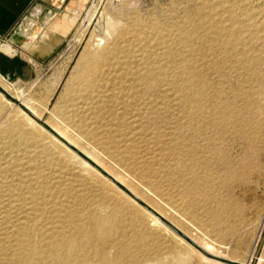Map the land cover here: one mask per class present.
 Here are the masks:
<instances>
[{
    "label": "rangeland",
    "instance_id": "rangeland-1",
    "mask_svg": "<svg viewBox=\"0 0 264 264\" xmlns=\"http://www.w3.org/2000/svg\"><path fill=\"white\" fill-rule=\"evenodd\" d=\"M64 23L73 26L52 53L0 52V264H20L29 243L56 234L58 219L47 208L67 218L75 210L106 214L113 204L127 206L124 240H135L137 230L149 250L138 255L140 264H229L202 260L118 189L137 194L140 206L205 252L264 264V0H89ZM111 24L118 29L102 48L116 44L120 53L97 66L81 62ZM66 83L74 101L61 98ZM190 87L212 95L199 100L208 109L219 102L229 126L248 133L250 143L235 135L223 153L206 145L188 127L196 112L184 100ZM25 101L99 167L46 125L28 124ZM67 114L76 124L65 123ZM79 127L88 132L85 141L73 135L80 136ZM106 172L123 185H112Z\"/></svg>",
    "mask_w": 264,
    "mask_h": 264
},
{
    "label": "bare ground",
    "instance_id": "bare-ground-1",
    "mask_svg": "<svg viewBox=\"0 0 264 264\" xmlns=\"http://www.w3.org/2000/svg\"><path fill=\"white\" fill-rule=\"evenodd\" d=\"M209 7L211 8V6H209ZM209 7H208V9H209ZM231 11H232V9H231ZM95 16H98V15H95V13H94L93 16L90 17V19H88L89 20L88 21V24L89 25H90L91 21L94 19ZM247 21H249V20H247ZM241 24L242 23H240V25ZM118 26H119V24H118ZM240 27H242V26H240ZM191 28L193 30V27H191ZM230 28H229V30H230ZM117 29H118L117 26H114L113 24L109 25L108 28L105 31V34H104L103 38H101L99 40H96V44L95 45H92V48L93 49H90V51H86L85 54L82 56V58H81L80 61L83 62V63H85V64H87V65L89 64V65H92V66H97L99 63L107 62V61H109L110 58H114V56L116 54H119L120 51H117V48H116L117 45L116 44H113V45L107 46L105 48H102L103 45L108 44V42L113 38V36H114L115 32L117 31ZM229 30L227 29V31H229ZM218 31H225V30H224V28H222V29H218ZM188 32H191V30L190 31L188 30ZM153 33H156V32L154 31ZM237 33H239V32H237ZM246 33H247V31H246ZM159 34L158 35L156 34V35L157 36H160ZM151 36H153V35H151ZM232 36L235 37L236 34L235 35H232ZM249 37H250V35H249ZM204 38H206V37H204ZM237 39H238V37H237ZM169 41L170 40H168L165 43H169ZM173 41L174 40H172V42ZM176 41H178V39ZM218 42H219V40H218ZM226 42H225V44H226ZM86 46H88V45H86ZM83 51L84 50H82V52ZM243 54H245V53H243ZM248 59L246 61H249ZM165 60H166V58H165ZM156 62H155V64H156ZM160 62L161 61H159V63ZM168 62H170V60ZM168 62H167V64L169 65ZM162 63H163V61H162ZM150 64H152V63H150ZM166 66L167 65H165V67ZM165 67L163 66V68H165ZM175 68H173V69H175ZM138 69H140V68H138ZM148 69L152 70L149 67H148ZM245 70H246V68H245ZM179 75H181V74H179ZM248 77H250V75ZM259 78H261V77H259ZM138 81L142 82L143 80L139 79ZM254 82H256V81L254 80ZM150 86L148 87L149 92H154L155 91V86L154 85H152L151 87ZM190 90H191L190 96L186 95V97L184 98V100H185V102H188V103H190V105L194 106L195 109H196V112L194 114L189 115V118H188V127L190 129L196 130L199 133H201V136H202L201 138L204 139V142H205L206 145H209V146L211 145L213 148H215V149L219 150V152L223 153L224 152L223 149L227 148L229 146V144L233 142V138L235 137V135L236 136H239L240 138H242L244 140H246L247 144L250 143L251 140L249 139V137L247 135L248 133L247 134L246 133L245 134L244 133H240L237 130H235V128L233 126H229V122H228V119H227V116L229 115V112H228V115H227V113H226L227 111L226 112L221 111V106H220V104H218L219 102H217V104L214 105L213 109H208L205 105H203L201 103L202 100L201 101L199 100V99H201V96H204L202 98L206 99V101L207 100H210V98L212 97V95L207 94V91L206 92H203V91L202 92H199L197 89L192 88V87H190ZM238 93H240V92H238ZM256 95H258V94H256ZM0 96L2 97L3 95L0 93ZM246 96H248V94ZM249 96H248V98H249ZM5 102L7 104H11L6 99H5ZM254 102H256V101H254ZM24 104H26V103H24ZM248 104H250V103H248ZM232 106H234V105H232ZM244 108H245V106H244ZM250 109H251V107L249 108V110ZM223 110H225V109H223ZM246 113H247V111H246ZM252 113H249V114H252ZM21 114L23 115L25 121L28 124H31L32 125V122H34L38 126H41V125H39L36 122V121H41V120L38 119L37 117H35L31 112H29V111L28 112H24L23 110H21ZM245 118H246V116H245ZM237 121H239V119ZM42 123L44 125H46V123L44 121ZM47 127L50 129V131L54 135L53 137L55 139H57L59 142H61L62 144L64 143L66 146H67L66 143L70 144L64 138H62L59 134H57L54 130H52L49 126H47ZM236 138H238V137H236ZM248 147L249 146H247V148ZM76 150H78V149L76 148ZM81 154L82 155L86 154V156L85 155L84 156L87 159L92 160L93 163L95 162L94 159L92 158V156L89 153H84V154L81 153ZM244 159H246V158H244ZM81 162H82V164H84L88 168H89V165L92 166L87 161H85V160L83 161V159H82ZM247 163H248V159H246L244 161V164H247ZM95 164L97 165L96 162H95ZM106 174H108V173L106 172ZM109 176L111 177V179L106 178V177H104V178L107 179V180H109L112 183V185H115L114 182H117V183L122 184L120 181H118L117 179L113 178L111 175H109ZM118 190H119V192L122 195H124L126 198H128L133 204H135L138 208H140L143 212H145L149 216L152 225L158 224L160 226H164L167 230H170L165 224H163V222L156 215H154L152 212L148 211L146 208L140 206L135 200H133L130 196H128L122 190H120V189H118ZM130 192L134 196H136L137 198H139L137 196V194H135L132 191H130ZM43 194H44V192H43ZM55 207L54 206H51L49 208H47V207L46 208H47V210H49V213H53L54 215H56V218L58 219L57 223H58V225H60L59 230L56 232V234H50V235H48L44 239V243H42V244H32V243H29V245L25 249V252L20 256V259H19V263L20 264H140L138 262V258H139L138 255H140V254H146L147 252H149V250H147V246L144 244V242L142 240H137V238L141 239L140 238V235L138 234V231L137 230L135 231V233L137 232L136 238H134L135 240H131L130 242H126L124 240V236L123 235H124L125 229L127 228L124 225V220H123L124 214H125L124 213L125 212V209H127V206H125V205L113 204V210L110 211L109 213H106V214H99V213H95L93 211L84 213V212H82L80 210H75V211H71L69 213L70 215H68L67 218H62L61 217L62 211L58 210L57 208L55 209ZM157 214H159V213L157 212ZM40 215H43V212ZM159 215L162 218H164L162 214H159ZM129 220H133V219L131 218ZM37 223L38 222L36 221L35 224H34L36 227H37ZM22 226H23V224H22ZM27 227H28V225H24V227L22 229L26 233H28ZM47 227H49V226H47ZM128 228L135 230V228L134 227H131V226H129ZM26 233L23 234V238L24 239H27V241H29L30 240V236H29V234H26ZM174 234H175V236L183 244L191 246L189 243H187L185 240H183L179 235H177L176 233H174ZM191 241L193 242V240H191ZM131 247H132V249H131ZM133 247H134V249H133ZM191 247H192V252L198 251L193 246H191ZM112 251L114 253L112 254L113 256L110 257L109 255H110V253ZM198 252L200 254H202L200 251H198ZM207 254H209V253H207ZM213 256H215V255H213ZM216 257H219V256H216ZM202 258H203L202 260L207 261V262H216V261L219 262L216 259H212V258H209V257L205 256L204 254H202ZM219 258H221V257H219ZM180 261H181L180 263H183L184 262V259H181ZM249 262H250V260H249ZM163 263H164V261H163ZM219 263H221V262H219ZM153 264H157V263L155 262Z\"/></svg>",
    "mask_w": 264,
    "mask_h": 264
},
{
    "label": "crops",
    "instance_id": "crops-1",
    "mask_svg": "<svg viewBox=\"0 0 264 264\" xmlns=\"http://www.w3.org/2000/svg\"><path fill=\"white\" fill-rule=\"evenodd\" d=\"M88 2L89 0H0V47L2 46L0 52L8 54L13 52L18 54L54 52L57 46L62 44L65 36L70 33L73 26L70 28L65 26L64 16L68 18L75 17L76 19L85 9ZM32 46L34 48H31ZM66 86L61 98L63 99L66 97L65 95H69L68 100L74 101L73 90L68 87L67 83ZM25 102L30 107L25 106V108L40 119V113L30 103ZM56 111H58L57 104L52 107L51 112ZM64 121L67 124L74 123L72 115L68 114L65 116ZM44 122L77 148L71 143V137L67 136L68 132L66 130H59L57 127L51 126L48 120ZM61 125L64 126L63 123ZM79 132L80 136L73 133L70 134L85 141L84 139L88 137V132L82 127H79ZM79 151L83 153L81 150Z\"/></svg>",
    "mask_w": 264,
    "mask_h": 264
},
{
    "label": "water",
    "instance_id": "water-1",
    "mask_svg": "<svg viewBox=\"0 0 264 264\" xmlns=\"http://www.w3.org/2000/svg\"><path fill=\"white\" fill-rule=\"evenodd\" d=\"M17 105H20V103H17ZM40 122L42 125H44L41 121ZM68 146H71L70 144L66 143ZM75 149V148H74ZM76 152H79L78 150L75 149ZM106 177H108L109 179H111V177L106 174ZM128 196H130L133 200H135L137 203L140 202L139 198H137L136 196H134L131 192L127 193ZM146 209H149V207L147 205H145ZM151 212L155 215L158 216V218L162 219V222L168 226L169 228H171L175 233H177L183 240H185L187 243H189L191 246H193L195 249H197L198 251H200L202 254H204L205 256L212 258V259H219L222 261H226L229 264H239L238 262H234V261H230V260H225V259H221L219 257L213 256L211 254H207L206 252H204L201 248H199L194 242H192L185 234H183L181 231H179L173 224H171L169 221H167L166 219L162 218L159 214H157V212H155L154 210H151Z\"/></svg>",
    "mask_w": 264,
    "mask_h": 264
}]
</instances>
